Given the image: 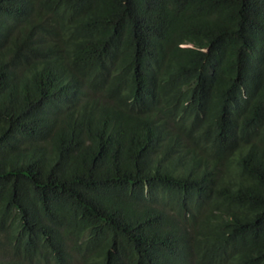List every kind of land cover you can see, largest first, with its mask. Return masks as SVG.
I'll return each mask as SVG.
<instances>
[{"label":"trees","instance_id":"1","mask_svg":"<svg viewBox=\"0 0 264 264\" xmlns=\"http://www.w3.org/2000/svg\"><path fill=\"white\" fill-rule=\"evenodd\" d=\"M0 264H264V0H0Z\"/></svg>","mask_w":264,"mask_h":264},{"label":"rangeland","instance_id":"2","mask_svg":"<svg viewBox=\"0 0 264 264\" xmlns=\"http://www.w3.org/2000/svg\"><path fill=\"white\" fill-rule=\"evenodd\" d=\"M1 259H4V257H2V256L0 255V260H1Z\"/></svg>","mask_w":264,"mask_h":264}]
</instances>
